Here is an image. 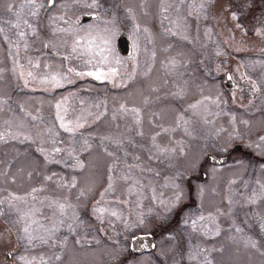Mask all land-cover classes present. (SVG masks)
<instances>
[{"label":"snow or ice","instance_id":"snow-or-ice-1","mask_svg":"<svg viewBox=\"0 0 264 264\" xmlns=\"http://www.w3.org/2000/svg\"><path fill=\"white\" fill-rule=\"evenodd\" d=\"M251 2L252 0H241V7L245 5L251 7ZM71 6L96 11V19L103 24V35H94L98 29H92L91 26L88 30L82 29L79 17L73 19L66 10L69 5L65 0H21L15 9L13 3L7 5V11L15 17L14 21H8L10 27L15 30V39L9 36L2 26H0V36L8 44V55L13 63L11 71L23 82V87L29 88L33 85L32 90L35 91L37 90L35 86L38 85L40 90L52 92L75 84L77 79L85 77L110 82L114 87L124 86L125 79H134L138 75V63L128 67L127 62L116 56L111 47L112 38L119 31L115 14L102 19L99 14V10L103 7L101 0H71ZM157 6L163 28L159 34L153 33L147 26H142L136 11L126 6V18L132 21L135 37L132 45L133 56L129 57L130 60H134L135 53L139 51L138 41L141 35L146 41L144 50L151 62H155L157 57L155 50L157 35L192 44L195 39L190 35L192 21L205 22L203 34L209 39L213 28L208 22L211 20L219 22L220 19L230 20L233 29L247 35L244 25L240 22L238 11L219 4V0H157ZM140 8L144 16L149 15L148 0H141ZM42 13L47 21L46 24L41 21ZM257 20L259 27L254 28L255 35L264 39V16ZM41 26L48 29L50 38L42 39ZM233 29H229L231 41L235 40ZM199 31L197 25L198 34ZM35 40H41L43 49L60 56L61 63L56 71H47L39 75L33 71L41 66L39 58L34 60L28 55ZM98 40L100 43L97 42ZM147 45H153V48L149 50ZM61 49L64 51L61 52ZM234 50L241 51L242 48L236 47ZM163 51L167 52L168 48H164ZM216 55H226V53L218 50ZM64 62L67 64L65 65ZM184 64L185 61L182 59L171 56L163 67L170 73L178 74V69ZM44 67L48 69L50 65L45 64ZM4 71L5 69L0 67V80H3ZM151 71L152 67L149 63L143 75L147 76ZM227 78L233 79L231 75ZM241 78L250 84L253 97H258L264 91V81L258 84L246 75H242ZM167 83L165 81L164 86H167ZM150 90L152 93H159L160 86H152ZM190 94L189 82L184 80L167 95L172 100L183 101ZM72 95L74 94L70 93L69 96L61 97L55 103L50 102L53 112L48 120H45L40 108H36L33 112L24 104H20L19 111L22 115L13 114L10 119L3 121L0 144L16 141L35 145V151L42 158L39 162L41 167L62 164L83 172L89 165L81 159L80 153L91 154L97 146L94 145L91 134L86 136L83 130L106 117L115 125L116 133L100 135L96 138L99 141L98 147L107 160L103 191L99 193V199L93 204L91 212L101 224L107 222L115 233V237H109L111 245L103 250V255L106 257L105 264H155L154 255L163 257L160 264H168L169 261L171 264H216L214 253L222 254L226 248H209L204 246L203 242L220 237L225 232L221 224L222 219L228 223L227 238L236 246L237 253L242 247L246 250H254L264 257V121L254 125L247 119H238L235 114L223 111L221 104L227 102L222 101L219 95L213 97L204 95L201 91L199 98L188 102L182 109L172 110V120L167 126L163 123L165 118L163 111L151 112L147 119L151 130L145 131V107L152 103L148 95L141 93L140 105L120 103L111 110L110 115L106 101H101L92 106L96 111L82 108L79 114L69 118V99ZM160 99L161 97L157 95L156 100ZM8 103L9 100L0 95V113L5 111ZM81 103L83 104V101ZM211 106L220 110L213 112ZM252 106L253 101L249 100L248 105L244 107ZM221 115L228 116L229 127L214 126L215 122L210 117ZM120 120L127 122L123 131L119 130L120 124L117 123ZM198 122L203 126L211 127L201 133L205 143L194 152L190 147L189 139L197 138L195 125ZM178 132L182 133L180 139L175 138ZM62 133L66 134L67 139L63 138ZM210 139L223 141L219 147L222 152H230L237 145L251 150L258 158L257 161L246 163L238 159L235 164L245 172L249 168L258 170L259 175L252 181L243 178L230 179L227 184V195L221 198L219 204H214L205 212L206 198L209 193L213 196L217 195V189H209L204 183L193 184V181L200 174L203 157L210 146L207 141ZM18 155L20 154L17 153ZM153 161L174 169L164 178V183L160 187L165 191L159 194L155 186L144 182L146 174L160 176V172L151 166ZM2 163L0 161V164ZM32 164L33 160L26 158L15 172L10 171L11 165H9V170L0 171V179L11 184H16L18 180H31L34 174L40 175ZM217 172L218 169L213 167L210 174L215 177ZM42 181L40 186H32L24 194L7 192V195L0 197V251L3 252L0 264L61 262L62 253L69 242L68 235L62 237L59 235L62 229H67L68 234L77 237L75 244L81 247L91 244V241L80 237L78 230L83 226V221L78 215L77 205L71 202L69 196L41 198L40 194L47 191L48 183H54L58 188L65 189L69 193L75 189L77 201L86 200L95 192L96 181L93 179L80 184L75 176L70 181H65L56 173L43 175ZM190 190L195 193L198 210L195 213L184 214L179 222L183 227L166 231L160 245L150 242L152 233L139 237L133 234V240L139 241L137 247L150 248L155 252L154 255L150 254L144 259H129L131 252L119 237L122 235L126 237L127 233L146 227L152 222L148 217H152V220L158 221L160 226L164 227L182 208L189 198ZM0 191L4 190L0 189ZM146 191H150L151 195L146 196ZM144 199L153 202L147 211L143 207ZM125 206L128 208L127 215L124 211ZM44 208L50 209L51 215L45 214ZM117 223L122 225V232L116 231ZM145 240H149V243L145 244ZM95 243L100 245L101 242L97 239ZM40 246H48L60 251L54 252L53 257L47 258L43 255L34 256L21 252L23 250V253H28L29 250ZM92 255L95 253L93 252ZM75 264H83V261L77 258Z\"/></svg>","mask_w":264,"mask_h":264},{"label":"rangeland","instance_id":"rangeland-1","mask_svg":"<svg viewBox=\"0 0 264 264\" xmlns=\"http://www.w3.org/2000/svg\"><path fill=\"white\" fill-rule=\"evenodd\" d=\"M229 1L230 0H219V4L231 8L234 11V8L230 6ZM65 2L69 5L66 10L68 11L69 15L73 16V19H76L77 17H79L80 19L82 11L88 10L84 8L72 7L71 0H65ZM140 2L141 0H125L124 2H118V0H101L103 7L99 10V14L101 15L102 19L109 18L112 14H115L118 20L119 28V31L115 34L116 37L118 36L117 34L120 33V30L122 28H126V30L130 33V37H132L131 40L135 39V37L133 36L132 21L126 18V6H130L136 11L138 21L142 26L149 27L153 33H161L163 31L161 24L160 27H158L156 20L154 22L155 15L157 14V18L159 17L157 0H148V16H144L142 14ZM238 11H241L238 12L241 17L240 22L244 25V29L246 30L247 35H244V33L240 30L233 29V23L230 20L220 19L219 22H217L216 20H211L208 22L213 28L212 36L209 39L203 34L205 22L192 21L190 35L191 37L195 38L192 44L171 37L164 38L157 35L155 43L157 57L155 62H151L149 60L148 54L145 53L144 49L146 46V41L144 40L142 35L140 36L138 41L139 51L135 53V59L131 61L129 57L122 55L117 50L116 37L114 36L112 38L111 47L114 51V54L118 56L122 61H130L131 66L138 63L139 67L137 69V76L139 78H143L147 83V85L143 86L140 90V94L143 93L144 95H148L152 100V103L145 107V131L151 130L149 125L147 124V119L150 117L151 112L163 111L165 113L163 123L165 124V126H167L168 123H170L172 120L173 109H182L188 102H191L192 100L200 97L202 91L201 80L204 76V73L200 70H203L202 61L204 59V55H206L209 59L208 68L210 64L214 63L216 65V71L219 70L217 63L221 59L224 60V65L227 66L234 63L235 59L238 58L241 68L246 72L248 76L256 75L257 71V75H260L261 72L264 73V39L256 36L254 32V28L259 27L257 18L264 16V0H252L251 7L245 5L243 7H240ZM225 15H227V13H225ZM8 21L9 20L7 19L4 21L6 27L10 26ZM123 21H125V25H123ZM158 21L160 22V19H158ZM45 22L47 23L46 19ZM197 25L200 29L199 34L197 33ZM90 26L92 29H98V31L94 32V35H103V24L101 21L95 19L91 22H80V27L84 30H88ZM45 29L48 31L46 27ZM229 29H233L232 34L235 37L234 41L229 40ZM40 31L42 39L50 38L49 32L47 33L48 36H45V32H43L42 28L40 29ZM97 42L100 43L99 40ZM169 44L171 45V47H169ZM147 47L149 48V50H151L153 48V45H147ZM236 47H241L242 50L235 51L234 49ZM164 48H168V51H163ZM218 50H222L224 53H226V55L217 56L216 52ZM63 51L64 50L61 49V52ZM28 55L33 57L34 60L36 58H39L41 64L40 68L33 69V71L38 75L43 74L47 71H56L61 63L60 56L53 55L50 50L42 48L41 40H35L33 42L32 48L30 49ZM171 56H176L178 59H182L183 61H185V64L178 69V74L170 73V71L166 70L163 67V64H166L167 59ZM64 63L65 65L67 64V62ZM74 63L78 62L74 61ZM149 63H151L152 71L149 72L147 76H144L143 73L147 70ZM45 64L50 65V68L46 69L44 67ZM0 67L5 69L3 73V80H0V95H3L4 98L8 100L12 95H17L15 104L16 115H22V113H20L19 111V105L24 104L28 110L33 112L36 108H40L45 117V120H48L49 118H51L53 112V109L50 107V102L55 103L56 100H59L64 96H69L70 93H73L74 95H72L69 99V118H72L75 115L79 114L82 108L86 110L90 109L92 111H96V109L92 106L101 101H106L109 109V115L111 114V110L117 107L120 103L128 102L130 104V93H126L127 91L125 92L124 86L114 87L110 82L97 81L92 79L91 77H85L83 79H77L75 84L67 85L64 88H59L52 92H45L43 90H40L38 85L35 86L37 87V90L33 91V85H30L29 88L23 87V82L18 78L16 74L11 71L13 66L8 60L6 62L1 61ZM121 71H123V69H121ZM14 77L15 83L13 85ZM187 79L190 83L191 81H193V87L190 86L191 94L185 100L176 101L168 97L167 94L169 91H174L177 84H182L183 81ZM126 80L127 79H125V81ZM165 81L168 82L167 86H164ZM152 86H160L159 93H152L150 90ZM192 94H194V96H192ZM157 95L161 97L160 100H156ZM210 95L213 97L219 95L222 101H226L222 93H211ZM141 100L142 96L140 95L139 101H135L137 102L136 104L140 105ZM81 101H83V104L81 103ZM157 104H160L159 108H156ZM7 106L9 109V103ZM222 109L226 113L236 114V116H238V112H235V110L233 109H227L226 107ZM219 110L220 109L215 108L213 111L216 112ZM12 116L13 115H10L9 111H5L2 113L0 130H2L3 121L10 119ZM210 118L214 120L215 127H229L228 116L226 115H221L219 117L213 116ZM117 123L120 124L119 130L123 131L127 122L120 120L117 121ZM195 127L197 129V132L195 134L197 138L189 139L190 147L194 152H196V150H198L205 143V140L201 133L205 132L207 128L211 126H203L198 122ZM83 131L86 136L91 134V136L93 137L94 145H97L96 147H94V150L91 154L87 152L80 153L81 159H83L85 163L89 165L83 172L79 170H73L72 168L65 167L64 165L57 164L55 166L52 165V167L50 166L51 164L41 167L39 162L42 160V158L39 156V153L35 151V145H29L28 143L21 144L16 141H9L7 144H0V161L3 162L2 164H0V171L9 170L8 166L11 165L10 171L15 172L26 158H31L33 160L32 166L36 167L40 172V175L34 174L31 180H18V182L16 183V190L14 191L10 188L11 183L0 179V189L4 190L0 191V197L7 195V192L24 194L25 191L30 190V187L40 186L43 183V175H51L52 173H56L58 177H63L65 181H70V179L75 176L80 184H84L85 182L91 181L93 179L96 181L95 192L86 200L82 199L81 201H77L75 189H73L71 193H69L65 189L58 188L54 183H48L46 185L47 191L40 194L41 198H60L65 195L69 196L71 202L77 205L78 215L83 221V226L78 230L80 233V237L86 239L87 241H91L90 245L85 244L83 247H81V245L75 244V239L77 237H73L68 234L67 229H62L59 235L61 237L64 235H68L69 237L67 248L63 252L66 253V255H62L61 262H53V264H75L77 258L83 261V264H105L106 257L103 255V250L105 247L111 245V240H109L105 232H107V235L109 236L113 235L114 237L115 235L112 228L107 227V222L101 224L96 219V217L91 212V208L95 201L99 199V193L103 191L105 183V163L107 160V158L102 154L101 149L98 147L99 141L96 138L100 135L116 133L117 129L115 128V125L112 124L106 117L104 120L96 122L90 128H86ZM62 136L63 138L67 139L66 134L62 133ZM175 138H182V133H176ZM207 143L210 145L209 147H220V144H222L223 141L218 139H210L207 141ZM76 146L77 148H79V144H77ZM17 153H19L20 155L17 156ZM228 153L231 154L232 157L236 155L238 156L234 157V159L229 164H233L238 159L244 160L246 163L248 161H257L255 159H250L249 157H244L243 155H241L242 153L239 154L231 151ZM163 165L164 164L160 163L157 164L158 171L160 172L159 177H155L152 174H146L144 178V182L146 184L151 183L152 186H155L158 189V194L159 192L165 191L160 187V185L164 183V178L167 176ZM211 169L212 168H209V173L211 172ZM227 170L234 173L235 167L227 168ZM208 175L209 176L204 180H200V178L197 177V179L193 181V184L204 183L208 186L209 189L216 188L217 195L213 196L211 193H209L205 202L207 204H219L221 198L227 195V184L230 179L243 178L245 180L252 181L259 174L256 173V171H254L252 168H249L247 172L243 171V169L241 170L240 178H236L233 175L228 178L213 179L211 178V174ZM10 189L12 191H10ZM189 194L191 196H189L187 200L188 203L194 202L193 213H195L198 210V201L194 191L190 190ZM145 195L150 196V191H146ZM165 195H167L166 192ZM152 203L153 202H151L149 199H144V210L147 211L148 207L152 206ZM37 206L40 205L37 204ZM43 211L45 212V214L51 215L50 209L44 208ZM124 211L125 215H127V206L124 207ZM188 211V209H184L182 211V214L184 215ZM148 219L152 222H155V220H152V217H148ZM91 220L96 221L95 224H97V228L90 227V225L92 224ZM152 222L142 229L148 230L152 226ZM118 225L119 223L115 225L116 231L118 229ZM227 229L228 223L226 221V233ZM223 234H225V232ZM97 239L100 240V245H97L95 243V240ZM210 247L226 248L225 252L222 254L214 253L216 264H264V257H261L258 253H255L254 250H246L241 247L239 252L237 253L236 246L233 245L231 241H229L228 238L224 235L210 239ZM21 252L22 254H29L34 256L43 255L47 258L53 257L54 252H59V249H52L48 246H40L36 249L29 250L28 253H23V250H21ZM93 252L95 253V255H92ZM149 253L144 254V257L146 258L150 254H153ZM2 259L3 252L0 251V260ZM131 259L136 260L138 258L133 257Z\"/></svg>","mask_w":264,"mask_h":264},{"label":"flooded vegetation","instance_id":"flooded-vegetation-1","mask_svg":"<svg viewBox=\"0 0 264 264\" xmlns=\"http://www.w3.org/2000/svg\"><path fill=\"white\" fill-rule=\"evenodd\" d=\"M105 1H108V0H105ZM124 1L125 0H118V2H124ZM9 3H13L14 9H15L16 7L19 6V4L21 3V0H0V26L4 27L7 34L9 36H11L13 39H15V36H14L15 30L12 29L10 26L6 27V25L4 23V21L6 19L9 21L10 20L14 21V17L12 16V13H9L7 11V5ZM229 3H230V6L234 8V11H238L241 7L240 0H230ZM85 11H91V10H84V11H82V13ZM238 12H241V11H238ZM82 13H81V15H82ZM156 18H157V14L155 15L154 22L156 20L158 27H160V22L158 21L159 17L157 19ZM95 19H96V16L92 17L89 20L80 21V22L81 23L91 22ZM41 21L43 22V24H46L43 13L41 15ZM154 22H153V25H154ZM125 24H126L125 21H123V25H125ZM41 28H42L43 32H45V36H48L47 35L48 31L45 29V27L41 26ZM122 32L127 33L128 37H129V42L131 44V52L129 54H122V53L121 54L124 56H127V57H131V56H133V47H132L133 40H131L132 37H130V33L126 30V28H122L120 30V33H122ZM120 33H118L117 35H119ZM117 37H116V48H117ZM117 50H118V48H117ZM7 60L13 66L12 58L9 57V55H8V44L6 41H4L2 39V36H0V62L1 61L6 62ZM130 61H127L128 67H131ZM208 65H209V59L207 58L206 55H204V59L202 61L203 70H200L201 72L204 73V76L202 77V80H201V83H202L201 88H202L204 95H210L211 93H214V94L215 93H222L227 103H222L221 108L226 107L227 109L235 110V112H238V116H237L238 119H247V117H248V120L250 122H252L254 125H259L260 122L264 121V91H262V93L259 94L258 97L252 96L250 84L248 83L247 80L241 78L242 75H246V76H248V75L241 68V65L239 63V59L236 58L234 63L229 64L227 66L224 65V60L221 59L217 63V66L219 67V70H217V71H216V65L214 63L210 64L209 68H208ZM227 73L233 77V79L230 80V83L232 85L225 83V80L228 77ZM257 74H258V71H257ZM257 74L256 75H249L248 77H250L252 80H255L259 84L262 81H264V73L261 72L260 75H257ZM134 79H132V80L127 79L126 81H124L125 92L127 91L126 93H130V100H129L130 105L133 104V102H134V104H136L137 102H135V101H137V100L139 101V96L141 95L140 90L143 86L147 85L146 81H144L143 78H139L137 76ZM187 81L189 82L188 79H187ZM14 83H15V77L13 78V85H14ZM189 84L191 87H193L192 86L193 81H191V83L189 82ZM233 94H235V100H233ZM192 96H194V94H192ZM16 98H17V95H12L11 97H9V109H11V111H9L7 105L5 106V111H7V112L9 111L10 115L16 114V112H15ZM249 100L253 101V106L248 107V108L244 107V106L248 105ZM228 106H230V107H228ZM159 107H160V104H157L156 108H159ZM211 108L213 111L216 107L211 106ZM213 112H215V111H213ZM1 118H2V113H0V124H1ZM230 151L236 152L239 154L242 153L241 155H243L244 157H249L250 159L258 160V158L254 156V154L251 152V150H247L240 145H237L234 149H232ZM211 154H215L216 157L212 156V158H211V156H210ZM218 157H221L224 159H222L221 161H217ZM234 157H238V156L236 155ZM234 157H232L231 154H229L228 152L227 153L221 152L219 150V147H209L207 153L203 157L202 167L200 169V174H198V178H200V180H204L206 177L209 176L208 174H210L209 168H213V167H216L218 169V172H217L215 177H213L211 175V178H213V179L228 178V177L233 176V175L236 178H240V176H241L240 174H241L242 169L238 168V166L235 164V162L233 164H229L234 159ZM157 164H159V162L153 161L151 166L153 168H155L156 170H158ZM52 165L55 166L56 164H51L50 166L52 167ZM233 167H235L234 173L229 172L227 170V168H233ZM163 168L165 169L167 176L170 175L174 170V169H169L165 165H163ZM256 173H258V170H256ZM10 188L13 189V191L16 190V184H11ZM11 189H10V191H12ZM189 196H191V195L189 194ZM213 205L214 204H207L205 202L204 203V210H206L205 212H207V210H209ZM193 207H194V202L188 203V200H186V202L184 203L182 208L180 210H178L170 218L169 222L164 227H161L159 222L155 221V222H152V226L148 230H146V229H135V230H133V232L127 233L126 237H125V235L120 236L119 239H121V241L124 243V245L126 247H128L130 252H131L129 259H131L133 257L138 258V259H144L145 258L144 254L149 253V252L154 254V252H155V250H153V249H146L142 252H134L132 249L133 234L136 237H139V236L145 235L146 233H152L153 243L160 245L161 241L164 240V235L166 234V231H172L174 229H181L183 227L179 223L184 216L182 214V211L184 209H188L189 211L187 213H193ZM91 222H92V224L90 225V227L91 228H94V227L97 228V224H95L96 221L91 220ZM221 224L224 227V229H226V221L222 219ZM107 227H109V226H107ZM117 231L122 232V225H120V224L118 225ZM105 233H106V236L109 238L110 236L107 235V232H105ZM225 234H227L226 231H225ZM225 234L222 233V235L227 237V235H225ZM112 237H113V235H112ZM114 237H115V235H114ZM165 243H167V242L165 241ZM203 243H204V246L211 248L210 247V239L205 240ZM181 247L183 248L184 245L182 244ZM62 255L65 256L66 253H62ZM90 256H91V253H90ZM154 256H155L156 264H160V262L163 260V257H159L156 255H154ZM89 259H90V257H89ZM168 264H171V261H169Z\"/></svg>","mask_w":264,"mask_h":264},{"label":"water","instance_id":"water-1","mask_svg":"<svg viewBox=\"0 0 264 264\" xmlns=\"http://www.w3.org/2000/svg\"><path fill=\"white\" fill-rule=\"evenodd\" d=\"M96 15H97L96 11H85V12L82 13L80 21L89 20L92 17H95ZM117 47H118V50L121 53H123V54H129L131 52V44L129 42V37H128L127 33L122 32V33H120L118 35V37H117ZM227 75L229 76L228 73H227ZM225 83L232 85L230 83V80H228V78H226ZM210 156H211V158H212V156L216 157L215 154H211ZM222 159H224V158L218 157L217 161H221ZM150 242L153 243V236L150 237ZM138 243H139L138 240L137 241L132 240V249H133L134 252H142V251H144L146 249H149V248H139V247H137ZM144 243L148 244L149 240H145Z\"/></svg>","mask_w":264,"mask_h":264}]
</instances>
